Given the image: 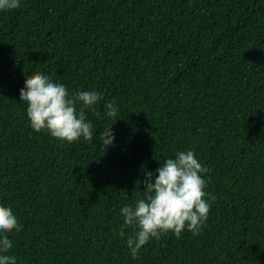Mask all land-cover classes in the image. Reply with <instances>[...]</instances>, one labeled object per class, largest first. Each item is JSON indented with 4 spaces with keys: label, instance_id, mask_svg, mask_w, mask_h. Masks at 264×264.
<instances>
[{
    "label": "trees",
    "instance_id": "obj_1",
    "mask_svg": "<svg viewBox=\"0 0 264 264\" xmlns=\"http://www.w3.org/2000/svg\"><path fill=\"white\" fill-rule=\"evenodd\" d=\"M40 73L103 93L99 115L87 110L92 142L30 128L18 97ZM109 99L116 120L103 117ZM188 148L215 197L202 230L166 232L131 257L119 208L144 169ZM0 204L22 225L10 234L17 264H264V0H22L0 11Z\"/></svg>",
    "mask_w": 264,
    "mask_h": 264
},
{
    "label": "clouds",
    "instance_id": "obj_2",
    "mask_svg": "<svg viewBox=\"0 0 264 264\" xmlns=\"http://www.w3.org/2000/svg\"><path fill=\"white\" fill-rule=\"evenodd\" d=\"M22 0H0V11L20 7ZM102 92L96 89L69 90L54 81L49 74L29 76L19 93L18 101L26 106V122L33 131H47L60 143H73L80 138L92 142L97 130L88 111L95 113ZM119 106L114 99L104 102L103 117L118 118ZM99 115V113H95ZM112 123L99 130V146L113 144L115 133ZM206 167L197 158L194 149L176 150L159 162L155 171L144 169L143 187L131 203L119 208L121 223L119 236L125 237L129 255L137 257L139 250L151 238L171 232L179 235L190 231L197 235L205 224L213 195L205 191ZM22 228L11 208L0 204V264H17L11 254L13 241L10 234Z\"/></svg>",
    "mask_w": 264,
    "mask_h": 264
}]
</instances>
